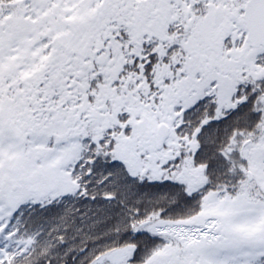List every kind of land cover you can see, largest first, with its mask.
<instances>
[{
    "label": "snow or ice",
    "instance_id": "1",
    "mask_svg": "<svg viewBox=\"0 0 264 264\" xmlns=\"http://www.w3.org/2000/svg\"><path fill=\"white\" fill-rule=\"evenodd\" d=\"M0 264H264V0H0Z\"/></svg>",
    "mask_w": 264,
    "mask_h": 264
}]
</instances>
